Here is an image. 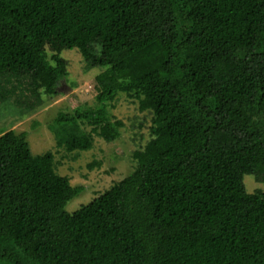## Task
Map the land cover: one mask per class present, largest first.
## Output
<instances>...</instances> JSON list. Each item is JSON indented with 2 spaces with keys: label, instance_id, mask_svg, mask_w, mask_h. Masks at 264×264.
<instances>
[{
  "label": "trees",
  "instance_id": "trees-1",
  "mask_svg": "<svg viewBox=\"0 0 264 264\" xmlns=\"http://www.w3.org/2000/svg\"><path fill=\"white\" fill-rule=\"evenodd\" d=\"M73 48L102 70L95 103L54 118L57 147L118 138V93L151 113V137L67 211L83 186L1 130L0 264H264V0H0V98L58 94Z\"/></svg>",
  "mask_w": 264,
  "mask_h": 264
},
{
  "label": "rangeland",
  "instance_id": "rangeland-1",
  "mask_svg": "<svg viewBox=\"0 0 264 264\" xmlns=\"http://www.w3.org/2000/svg\"><path fill=\"white\" fill-rule=\"evenodd\" d=\"M60 56L67 62V74L57 81L58 94L42 96L41 102L30 109L18 102L14 103L18 105L15 107L10 103V97L4 95L0 98V131H25L26 141L34 154L51 151L56 172L67 176L72 185L83 186V190L65 205L67 211H72L132 170V151L142 148L151 137L152 115L149 111L139 110L134 98L118 93L108 105L110 116L123 123L118 138L106 141L93 134L88 150L68 152L57 147L54 118L58 113H71L75 107L92 106L95 103L94 76L102 70L86 66L75 48L63 49ZM6 82V78H0V89L7 87ZM84 129L89 130V126ZM243 183L248 192L263 189V184L250 175L243 176Z\"/></svg>",
  "mask_w": 264,
  "mask_h": 264
},
{
  "label": "water",
  "instance_id": "water-1",
  "mask_svg": "<svg viewBox=\"0 0 264 264\" xmlns=\"http://www.w3.org/2000/svg\"><path fill=\"white\" fill-rule=\"evenodd\" d=\"M65 93H68V92H65Z\"/></svg>",
  "mask_w": 264,
  "mask_h": 264
}]
</instances>
